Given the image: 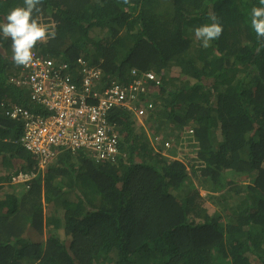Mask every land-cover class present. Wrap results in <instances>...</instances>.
Segmentation results:
<instances>
[{
  "label": "trees",
  "instance_id": "16d2710c",
  "mask_svg": "<svg viewBox=\"0 0 264 264\" xmlns=\"http://www.w3.org/2000/svg\"><path fill=\"white\" fill-rule=\"evenodd\" d=\"M254 5L43 0L33 17L51 18L56 34L34 50L64 61L84 54L123 85L159 74L162 105L148 125L186 153L181 162L160 157L148 127L120 108L109 118L122 136L114 162L63 154L44 178L19 143L20 126L3 115L11 103L32 104L6 85L18 66L0 31V156L21 161L15 174L39 175L18 193L0 177V264H264V49L257 54ZM23 6L0 0V25ZM210 13L223 33L205 48L194 29ZM133 100L143 104L140 94ZM51 205L64 209L61 220L46 219ZM47 223L55 230L44 239Z\"/></svg>",
  "mask_w": 264,
  "mask_h": 264
},
{
  "label": "built area",
  "instance_id": "2783aa9c",
  "mask_svg": "<svg viewBox=\"0 0 264 264\" xmlns=\"http://www.w3.org/2000/svg\"><path fill=\"white\" fill-rule=\"evenodd\" d=\"M79 64L83 68L75 71L62 60L33 53V61L22 68L18 82L29 89V101L37 109L14 106L8 116L24 125L23 147L35 154L40 170L62 152L85 151L99 164L120 155L119 132L109 118L142 92L140 83L129 88L117 81L100 84V68ZM35 177L19 175L14 182Z\"/></svg>",
  "mask_w": 264,
  "mask_h": 264
},
{
  "label": "clouds",
  "instance_id": "9594fccd",
  "mask_svg": "<svg viewBox=\"0 0 264 264\" xmlns=\"http://www.w3.org/2000/svg\"><path fill=\"white\" fill-rule=\"evenodd\" d=\"M42 2L43 0H24V6L16 7L12 9L11 12L6 16V23L0 25V31H2L3 37L11 39V49L13 54L12 58L14 63L18 66L17 69L18 72L13 73V75L9 77L6 85H8V88L11 87L15 89L18 88V98H20L19 97L20 96L19 93H20L22 95L21 96L22 101H23V96H27L29 98V89H27L24 85H20L18 82L23 77V73H22L23 66H28L33 61V53H38L47 56V54L45 53L35 51L34 47L36 46L37 42L39 44L41 43L48 44L49 41L53 39L54 35L56 34V24L51 18L48 19L41 18L38 21L37 18L33 17L34 12L39 13L41 11L40 6L42 5ZM124 3H128V0H124ZM259 5L260 6L254 5L251 8V27L255 31L257 39L260 42L259 47L256 49L257 54L260 53L261 49H264V0H259ZM209 20L211 21V23L203 24L194 29L196 38L202 41V46L205 48L209 46L210 41L219 39V37L223 33V25L220 22L219 18L214 13L209 14ZM51 59L56 60L54 58ZM62 61L70 65V67L75 71H79L80 67L83 68V66L79 64V61H83L91 67H98L101 69L103 75L101 80H108L110 82L117 81L119 84H121L118 80L105 78L104 69L102 68V65L101 64L96 65L95 63L88 61L84 54L83 56H80L73 61L72 60L70 61L62 60ZM142 76L144 79L135 81L131 85H123V84L121 85L129 88L130 86H136L137 83H140L138 87L142 89L140 95L143 99L142 100L143 104L142 105L137 104L135 106L134 105L135 101L131 100L127 102L126 107H130L131 112L134 111L136 113L137 122L135 123H137V125H142L143 127H147L148 122L150 121L149 119L151 117H154L155 113L161 109V105H162L161 98L163 99V94L161 93V86L163 85V81L161 76L153 71H148ZM150 76H153V78L151 79ZM11 101L12 100H10V102ZM22 103L23 102H16V103H11V105L5 106L3 115L9 121L18 123V126H20L21 128V131L19 133V137H20L19 143L21 147L27 154H30L32 157L36 158L37 162L39 163V160L37 159L35 154L23 147V143L21 140L24 134V125L21 122L12 119L10 116H8V112L12 110L14 106L27 107ZM29 104L32 103H30L29 101ZM31 106L29 107V109H33ZM34 108L36 107L34 106ZM149 126L152 128L154 127L156 129L155 131H153L154 133L151 136V140H150V136H148V139L152 142L153 150L156 151L158 154H160V157L162 158L173 159L180 162L184 161V154H186L184 153V147L180 146L176 150L174 146L178 141H176L174 138H171V136L170 137L164 136L162 132H160L156 128L155 124ZM193 130L194 129L192 127L189 128L190 132H192ZM119 136H120V141L122 142V136L120 135V133ZM217 140L220 141V137H218ZM63 154H71L73 156H76L78 153L72 154L70 152H62L60 155L57 156L55 161ZM191 155H194V153ZM55 161H53L52 164H50L49 166L55 165L56 164ZM110 162H114V161H110ZM45 170H41L42 173H40L43 175L42 176L43 178L45 177L44 175ZM19 175H24L28 177L30 176L28 173L25 172H21L19 174H15L13 172L8 176V178H10V180L8 181L9 185L13 186L15 190H17V193H18V187L19 189L26 188L25 190L26 192H28L30 187L32 186V182L39 177L38 174H35L36 177L33 179L23 182H14V178H16ZM22 185H25V187Z\"/></svg>",
  "mask_w": 264,
  "mask_h": 264
},
{
  "label": "rangeland",
  "instance_id": "374dc122",
  "mask_svg": "<svg viewBox=\"0 0 264 264\" xmlns=\"http://www.w3.org/2000/svg\"><path fill=\"white\" fill-rule=\"evenodd\" d=\"M148 128H146L145 130V136H150V140H151V136L154 133L153 131H155L156 129L153 127H150L149 125H147ZM157 133V132H156ZM149 140V139H148ZM148 141L150 145H152L151 141ZM153 147V146H152ZM189 150V149H187ZM192 158H194V155H191ZM193 162V161H192ZM7 175V174H6ZM205 195V192L202 191ZM213 201H210V204H213ZM44 216L46 217V219L51 220L53 218H57L56 220H61L64 217V209L60 208V210H58L56 207H54V205H51V207H44ZM53 230H55V228L53 227V225H49L48 223L44 226V235L42 237L47 238V236L49 234H51L53 232Z\"/></svg>",
  "mask_w": 264,
  "mask_h": 264
},
{
  "label": "crops",
  "instance_id": "0c3cea01",
  "mask_svg": "<svg viewBox=\"0 0 264 264\" xmlns=\"http://www.w3.org/2000/svg\"><path fill=\"white\" fill-rule=\"evenodd\" d=\"M107 82H108V80H101L99 83L100 84H103V83L107 84ZM6 158L7 157L0 156V177L5 178V179H7V177L13 173V170L18 169V167L20 166V162H21L17 158H9V160L8 159L5 160ZM9 180L10 179H7V181H9Z\"/></svg>",
  "mask_w": 264,
  "mask_h": 264
}]
</instances>
